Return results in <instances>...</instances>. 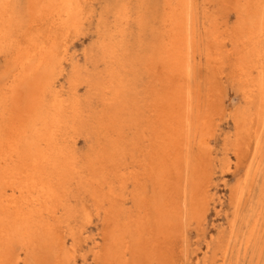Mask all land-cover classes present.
Wrapping results in <instances>:
<instances>
[{
	"label": "rangeland",
	"instance_id": "rangeland-1",
	"mask_svg": "<svg viewBox=\"0 0 264 264\" xmlns=\"http://www.w3.org/2000/svg\"><path fill=\"white\" fill-rule=\"evenodd\" d=\"M191 1L192 2L190 3L191 4L190 7H191V14L193 13L192 17L199 16L198 18L196 17L199 20L194 19V21H197L195 22L196 37L198 40L202 38L199 40V43L200 41L201 43L198 46L199 47L198 50L200 51V49H202L203 51H200L201 53H198L197 51L198 53L196 55L197 58H195V60L193 61V64H195L196 62L195 65L197 67L193 65L192 75L189 77L191 82H189V79H188V84H189L188 87L190 88L191 92L195 96L194 104L196 105L199 103V105L201 106V107L199 106L200 111H201L200 115H209V118H210L209 129L207 130V132L204 135H202L203 136L202 137L201 135H199V129H198V134L197 136L195 135L196 138L194 137V140L191 141V144L189 147L190 152H191L190 153L191 158L189 159L188 164L192 165L194 161L196 162V160H199V156L201 157L202 164H204V165L201 164V167L203 166L201 168L202 173H203L202 178L204 179L201 180L202 184L200 185V188H199L200 199L197 202V213L193 216L192 212L190 213L189 211L190 209L189 195H190L191 189L189 188L190 186L189 187L187 186L188 188L186 187L185 189L187 197L185 196L184 193H182L179 199H177L178 202H176V204L178 203V205H176V207H178L177 209L178 214L177 215L173 214L174 216L173 215L168 216L169 217L168 220L171 221V224L174 223L176 225L177 222L180 221L179 223L182 225L181 227L182 230L180 231L181 225L179 223L176 226L177 228L175 227V225H172V228L169 229L167 233L169 235H172V239L170 238L171 236L167 235L169 236L170 239L165 238L164 241L160 240L159 243L157 242L158 236L156 235V233H158V229L156 227H154L153 229H150L149 231L145 230V231H148L145 234L146 235L145 238L148 237L147 238L148 243H153L156 241V243L153 244L154 248L153 247L149 248L145 253L142 252L143 254L139 252L137 253L138 255L134 257L131 254H129L130 252H127L122 258V262L120 264H165V262L166 264L167 263L170 264V262L171 264L173 263L174 264H182V263L187 264L189 261L190 263L188 264H206V263L207 264H220V262L221 264H238L239 260H240L239 264L240 263L241 264H264V241H263L264 231L262 230L264 227V191H263L264 190V169H263L264 167V159H263L264 158V148H263L264 146L263 145L264 144V138H263L264 137V131H263L264 130V107L262 108L260 118L256 122V125H255L256 130L253 129L252 126L249 127L247 123L244 124V122L243 124L245 125L246 128H243L244 130L240 128L241 119H243L245 115H247V119L251 117L254 118L255 110H257L258 108L257 103L254 100L257 95L255 96V93L249 91V85H250L251 79H254L255 76L257 75L256 73L257 70L259 68L261 70L262 69L264 70V66H263L264 65V50H263L264 49V33L258 40L259 46L257 45L260 52L262 53L261 63L258 62V65H257L258 69L257 68L253 69L254 72L252 71L251 73L252 75L250 74L249 76L243 77L242 75L239 74V70L237 66L239 65V61H237L239 60L238 59L239 56H236L238 55L237 51L241 50L240 44L236 41L237 39L241 37V32H240V35L236 34V36L231 34L233 30L236 31V27L238 25V22L240 21L239 15H237L232 10V7H230L231 6L230 3L226 1L224 2V0H191ZM262 1L263 0L259 1L258 2L259 4H256L254 1L251 7L259 6L261 8L260 11H262V13L264 14V1L263 2ZM45 2H49V0H40L35 5H31V0H8V6H9L10 11L13 13V21H14L13 27L11 28V35L13 36V41L11 42V44L5 45L2 49H0V63H1L0 65V88H1L0 92L6 95L5 92H7L6 90H8V87L12 83V75H13L12 72L15 69L14 57L16 55L17 50L26 43V40L31 33L34 34L38 30H40L39 33H41V36L44 35L42 37H45V33H47L46 32L47 30L44 28H47V29L49 28L48 31L50 30V32L47 34L56 35L57 39L59 38L58 41L60 42H58V44L60 45H57L58 50H56V54H55L57 55L55 56V58L57 57V59H55L56 61L54 60V63H53L54 65L51 67L53 70L50 68L51 69L49 70L50 73H48L50 74V76L52 74L54 76L52 75L50 78L52 82H51V89L49 91V94L47 95V99H50L54 95H58L59 97L61 96L63 99L65 98L64 100H66L67 104L71 102L70 106L74 102H76L77 105L80 106L79 109L77 106L78 115H76L74 119H70V118L67 119V125L65 127V130L67 131H65V134L62 140L67 146V148L69 149V151L74 155L77 165L80 171H82V176L88 177L93 172L90 167L91 161L94 160L96 156L101 154L105 149L107 150L109 148V144H110L109 142H110V139H112V134H113L111 132V129H112L111 127L118 128L121 131L122 139L120 140L118 151H115L116 150L115 148H113L114 150L113 149L110 150V151L113 150L116 154L117 153L121 154V156L120 155L116 156L115 163L113 166L114 170H111V176H108V181H111L114 184L113 185L114 190H116L115 193L117 194L121 193V195L123 196L122 200L117 199V208H121L123 212H126L130 215H136L138 210L140 209L138 208L139 206L137 207L136 205L141 204V202L139 201V198L144 197L148 201L153 200V202H155L157 201V197H158V193L156 189L157 186L154 184L155 179L150 178V180H147L143 178V175H141L144 169L143 167L144 160L147 157V152H149V150L152 147L151 146L152 139L150 138V132H148L146 129L145 130L143 129L145 128L144 126L147 125V121H149V119L152 118V112H149L147 106L150 105L155 95L163 93L164 90L166 89V85L161 80L160 73H158L161 69V65L159 62L156 63L154 61L159 58V52H160L159 50L162 49L161 45L166 43L171 33L170 25L164 18L167 17V15L165 16V14H168V11H166V10H169L168 3L169 2L172 3L174 2V0H158V2L157 0H154V1L153 0H89L88 2L87 0L85 1L80 0L79 1L80 6L82 7L85 6L83 8L80 7L81 10L83 9L82 11L84 12L85 9H87V11H85L87 13L85 12L79 13V16H80V17L78 16V18L80 19L79 27L70 28L71 32H68L70 30L68 29V30L56 31L55 33L52 32L53 31L52 25H50L52 22L51 20H53L52 17L50 16L49 18V16H46L48 18L44 19V17L38 16L39 7H41V5L44 4ZM82 2L85 5L84 4L81 5ZM2 3H3V0H0V5H1L0 9H2ZM94 4L96 6H94ZM154 5L158 7L156 8ZM202 6L204 9H202ZM209 11L211 15L208 13ZM153 12L154 14L155 13L157 14L154 15ZM195 13L196 15L194 16ZM197 13H200V14L198 15ZM203 13L205 14L203 15ZM206 13L208 14L206 15ZM152 14L154 16H152ZM212 14L214 18L208 16V15L212 16ZM215 14L218 19L214 16ZM244 17L246 18V21H250L251 17L252 19H254V22L259 20L257 18L259 16L247 15ZM215 18L217 21H215ZM39 20L41 22H39ZM200 21H202V23ZM48 22L50 23L48 24ZM214 22L216 23L218 22L220 25L221 34H219L220 35L219 40L223 38L222 41H220V45L222 49V54H221L222 58H221V61H218L215 63L212 60L210 61L209 56L207 55V53H205L206 50H204V47L206 49V45L204 44L205 43L204 40L206 38V35H205L206 33L203 34L205 32V28L208 27L209 23L211 24ZM38 23L40 25H37ZM154 23H156L155 25L157 29L156 27L154 28ZM39 26L42 27V29ZM200 27L201 28L203 27V28L201 29ZM32 28L37 29V30L35 31ZM166 28L169 29L170 31L166 30ZM154 30L155 31L157 30V31L154 32ZM144 31H147V32L145 33ZM151 33L153 36L151 35ZM200 34L202 37H200ZM64 35L66 37H64ZM203 36L205 38H203ZM69 39L70 40L72 39V40L69 41ZM62 40H64L65 44ZM150 40L153 42H151ZM152 44L154 48L152 47ZM68 51L69 52L72 51V52L68 53ZM58 55L60 56L58 57ZM206 55L207 57H205ZM70 56H71V60L69 58ZM72 56L73 57L75 56V57L73 58ZM251 60L254 61L255 58L253 57V58L247 59V61H250V63H252ZM74 62L76 63L74 64ZM71 67L73 69H71ZM198 67H200V69H198ZM110 68L112 69L109 70ZM157 68L159 70H157ZM58 71H59L58 75L54 74V72L57 73ZM207 71L210 73H207ZM218 71H221V72H218ZM200 72L202 75L200 74ZM59 75H62V76H59ZM3 76H6V77H3ZM76 76H77V79H76ZM67 77H69L70 80ZM156 77H158V79ZM205 77H208V78H205ZM209 77L211 79H209ZM214 78H217L218 80ZM53 79H55V81ZM69 81L70 83L72 82V84L68 83ZM110 83H111V86H110ZM69 84L71 85V87ZM166 84L168 85V83ZM118 86L120 87L122 86L120 89V97L115 98V101H113V99L111 98L113 97L114 90H116ZM70 91H71V94H70ZM65 92H67L66 93L67 96L70 95L69 98L66 97ZM3 94L0 93V97L2 96L0 98L1 99L0 107L2 106L4 107L5 105V102H4L5 95ZM75 95L79 98H76ZM108 95L109 96L112 95V96L109 97ZM250 98H253V101H251ZM107 99L108 100L111 99L109 104H107ZM6 107L8 108V105ZM45 108L46 107H43V110H46ZM113 108H118L117 111L119 110V112H117L116 122H114L115 124H113L110 118H108ZM7 117L8 116L4 117V120ZM107 127H109L110 129ZM106 128H107V131H109L108 133L106 132ZM72 131H75V132H72ZM143 132L146 133V135H148L147 140H144V142L141 144L140 147H134L133 145H131V143L135 140L136 142L137 140L140 141V135ZM199 141H200V144H199ZM220 142L222 143V145ZM206 144L207 145L209 144V145L207 146ZM223 147L228 148V150L225 148L224 150ZM198 149H201V150H198ZM236 149H238L237 152H236ZM253 149L256 153L253 151ZM222 151L223 152L228 151V152L223 153ZM261 151H262V155L261 153H259ZM257 153H259V155ZM259 157L261 159H259ZM248 159L250 161H248ZM216 160H219V161H216ZM254 166H258V167L260 166V167L258 169V167H254ZM132 172L137 174V177L140 178L139 182H135L134 180H128L126 181L127 182L126 185L121 186L119 182L120 176L114 177L116 173L118 175L122 174L123 176H127V175H130ZM246 181H248L249 183ZM238 183H239V186H237ZM83 186L84 184L81 183V181H75L70 185L69 191H68V197L65 202V208L63 210H60L58 213V216L62 217V220H63L62 221L60 219L61 228L59 229V234H60L59 236H62L59 240L61 241L62 239V241L61 242L52 241L53 242L52 243L51 240L50 241L48 240L46 243L45 242L41 243V242H38L37 240L34 243V245L30 247H23L21 244L17 243V247L16 246L12 247L13 249L12 251H14V253L16 251L15 253L16 255H13L12 257V259L15 260V264H26L27 262L26 260H28L27 264H36V263L37 264H46V263L47 264H50V263L66 264L67 261H68L67 264H100V263L104 264L103 259L100 257V255L105 250L104 246L106 245V243L103 240H101L103 232L105 231L104 230L105 229L104 213H103L104 208H97L99 205L96 204L94 198H92L90 195L88 196V193L84 190ZM255 187H257V190ZM246 188L248 190H246ZM236 189L239 191L238 194H234ZM245 190H246V194H245ZM242 201L244 204L242 203ZM254 201L256 204L258 203L257 204L258 206L256 205L255 207ZM250 202L253 204L252 206ZM80 204L82 206H80ZM103 205L106 206L108 204L103 203ZM185 210L188 213H190V215ZM256 210H258V212ZM86 211H87V214H86ZM67 212L69 213L68 215H67ZM238 213L241 214V216ZM258 215H259V219L257 217ZM199 217H200V220H199ZM236 217L239 218V220ZM242 217L244 218V223H243ZM86 220L88 222H86ZM102 220H103V223H102ZM83 225H85L86 227ZM230 226L232 227V229L230 228ZM236 227L237 229H235ZM257 227L259 228V230ZM85 229H87L88 231ZM230 229L233 230V232ZM184 230L186 231L184 232ZM132 231L134 230L131 229L130 232ZM251 232H252V235H251ZM183 234L187 236L183 237ZM233 234L237 236H234ZM150 235L151 236L156 235L157 237L156 236L151 237ZM230 237L231 239H229ZM71 239H75V242ZM149 241H152V242H149ZM224 243H226V245ZM75 244L77 246H75ZM223 244L225 245V247ZM47 245L50 250L48 248L46 249ZM168 245H170V247L174 246L171 250L173 251V254L172 256H170L172 259L167 257L169 256V254L172 253L168 249L169 248ZM60 246L62 248H60ZM227 246L229 248H226ZM260 247H263V248H260ZM41 248H44L45 250L43 249L40 250ZM117 248L115 247L113 250L117 252L119 250V249L116 250ZM77 250L79 251V253ZM99 250H101V254ZM158 250L159 252H162L163 254L159 253ZM39 251H41V253ZM97 252L99 256L95 254ZM167 252H169V254ZM230 252H232V255ZM38 253H40L41 255H39ZM42 253L44 256H42ZM47 254L53 257V258L50 257L52 258L51 259L52 261L50 263L48 261L50 258H48L49 256H47ZM146 254L148 257L146 256ZM261 255H262V259H261ZM25 256H27L28 259H25L26 258ZM39 256L43 257L44 259L47 256L48 259L46 258L47 260L46 259L44 260L43 258H39ZM162 256H165L166 258H168V260H165L164 258H162ZM215 257L216 258L218 257L217 258L218 260ZM242 257L244 258L242 259ZM36 258L38 259V261L35 263ZM66 258L68 260L66 262L63 261ZM93 258L95 259V261ZM114 258L115 257H113V259ZM161 259H163V261ZM29 260L31 263L29 262Z\"/></svg>",
	"mask_w": 264,
	"mask_h": 264
},
{
	"label": "bare ground",
	"instance_id": "bare-ground-1",
	"mask_svg": "<svg viewBox=\"0 0 264 264\" xmlns=\"http://www.w3.org/2000/svg\"><path fill=\"white\" fill-rule=\"evenodd\" d=\"M39 1L40 0H31V5H35ZM79 1L80 0H49V2H45L44 4L41 5V7H39L38 16L44 17V19L48 18L46 16H49V18H50V16L52 17L53 20H51L52 22L50 25H52V30H53L52 32L53 33H55L56 31H61V30H68L72 27L77 28L80 25L79 24L80 19L78 18L79 13L83 12L82 11L83 9L81 10V8H80L82 6H80ZM88 1L89 0H87V2ZM225 1L230 3V5H231L230 7H232V10L237 15H239V17H240V21L238 22V25L236 27V31L233 30V32L231 34L236 36V34L240 35V32H241V37L236 40L240 44V48H241L240 51H237L238 55H236V56H239V58H238L239 60H237V61H239V65H237V66H238L239 74L242 75L243 77H246L252 73L253 69L257 68L258 62L261 63V60H262L261 59L262 53L260 52L257 45H258L259 38L264 33V14L262 13V11H260L261 8L259 6L251 7V5L254 1L256 4H259L258 2L261 0H224V2ZM157 2H158V0H157ZM191 2H192L191 0H174V2L168 3L169 4V10H166V11H168V14H165V16L167 15V17H165L164 19H166V21L169 23L171 33H170V35L167 34V35H169V37H168L169 39L166 41V43L161 45L162 49L159 48V49H161V50H159L160 51L159 52V58L154 61L156 63L159 62L161 65V69L158 73H160L161 80L166 85V89L164 90L163 93L155 95L152 102L150 103V105L147 106L149 112H152V118L149 119V121H147V125L144 126L145 128L143 130L146 129L148 132H150V138L152 139V143H151L152 147L149 150V152H147V157L144 160V166H143L144 169H143V172L141 174V175H143L144 179H147V180H150V178L155 179L154 184L157 186V187L156 186L155 187L157 189L158 197H157V201H155V202H153V200L148 201L144 197L139 198V201L141 202V204L136 205L137 207L139 206L138 208H140L136 215H130L126 212H123L121 208H117V199L122 200L123 196L121 195V193L120 194L115 193L116 190H114V186H113L114 184L111 181H108V176H111V170H114L113 166L115 163L116 156H118V155L121 156V154H118V153L116 154L113 151L114 150L113 148L116 149L115 151H118V148L120 145V140L122 139L121 131L118 128L111 127L112 128L111 132L113 134H112V139H110V142H109L110 143L109 148L107 150L105 149L101 154L97 155L96 158L91 161L90 167H91L93 172L88 177L82 176V171H80V169L77 165V162L74 158V155L69 151V149L67 148V146L65 145V143L62 140V138L65 134V131H67V130H65V127L67 125V119L68 118L74 119L75 116L78 115L77 114L78 113L77 106H78V109L80 106L77 105L76 102L72 103L70 106L71 102L69 104H67L66 100H64L65 98L63 99L61 96L59 97L58 95H54L50 99H47V95L49 94V91L51 89V82L52 81L50 78L53 75L52 74L50 76V74H48V73H50L49 70H51L52 69L51 67L54 65L53 64L54 60L57 59V57L55 58V56H57L55 54H56V50H58L57 45H60V44H58V42H60V41H58L59 38L57 39L56 35H54V34L48 35L47 33L50 32V30L48 31L49 28L48 29L44 28L47 30V31L45 30L47 32V33H45V37H42L44 35L41 36V33H39L40 30H38L34 34L31 33L29 35V37L27 38L26 43L17 50L16 55L14 57L15 69L12 72L13 73L12 83L9 87L6 86V87H8V90L5 89L7 91V92H5L6 95L3 94L2 92H0L1 94L5 95V97H4L5 101L4 102H5L6 106L8 105V108L4 104H3L4 107L3 106L0 107V264H13V263L15 264V260L12 259V257H13V255H16L15 254L16 251L14 253V251H12L13 250L12 247L13 246L17 247V243L21 244L23 247H30V246L34 245V243L37 240H38V242H41V243H44V242L46 243L48 240L49 241L51 240V242L52 241H54V242L60 241L59 239L62 236H59L60 235L59 229L61 228L60 222L62 220V217H59L58 213L60 210H63L65 208V202H66V199L68 197L69 187L75 181H81V183L84 184L83 187H84V190L88 193V196L90 195L92 198H94L96 204L99 205L97 208H104L103 213H104L105 229L104 228L103 229L105 231L103 232L101 240H103L106 243V245L104 246L105 250L103 251L102 254H101V250H99V252L101 254L100 257L103 259L104 264H120L122 262V258L124 257V255L127 252H130L129 254H131L134 257V256L138 255L137 253H139V252H141V254H143L149 248H151V247L154 248L153 244L156 243V241L153 243H148V240H147L148 237L145 238L146 232H148L150 229H153L154 227H156L158 229V233H156V235L158 236V238H157L158 243L160 242V240L164 241L165 238L166 239L169 238V236H171L170 238L172 239V235H169L167 233H168V230L172 228V225H175V224L174 223L171 224V221L168 220V218H169L168 216L173 215V214L174 215L178 214V211H177L178 207H176V205H178V203L176 204V202H178L177 199H179V197H180V195H182V193H184L186 196L185 189L187 186L188 187L190 186L189 188L191 189V192L189 195V205H190L189 211H190V213L192 212L193 216L197 213V202L200 199L199 188H200V185L202 184L201 180L204 179V178H202L203 173H202V169H201L203 166L201 167L202 160H201L200 156H199V160H196V162L193 160L194 163L192 165L188 164V161L191 158V156H190L191 152H190L189 147H190L191 141L194 140V137L196 138V136L198 134V129H199V135H201V136L207 132V130L209 129L210 118H209V115H200L201 114V111H200L201 106L199 105V103L196 105L194 104V97L195 96L191 92L190 88L188 87V85H189L188 79L192 75L193 65L196 66L195 65L196 62H195V64H193V61L195 60V58H197L196 55L198 53H201L200 51H203L202 49H200V51L198 50V48H199L198 46L201 43V41L199 43V40L202 38H200L198 40L196 37L195 22H197V21H194V19L199 20V19H197L199 16H196L197 18L192 17L193 13L191 14V7H190ZM165 3H166V1H165ZM203 3H204V1H203ZM255 3H254V5H255ZM83 4L84 3L82 2L81 5H83ZM86 5H88V4H86ZM94 6H96V5L94 4ZM0 7H1V5H0ZM83 7H85V6H83ZM204 7H206V6H204ZM153 9H155V8H153ZM202 9H204L203 6H202ZM85 11H87V9H85ZM200 12H202V11H200ZM85 13H87V12H85ZM163 13H164V11H163ZM208 13L210 14V11ZM208 13H206V15ZM153 14H154V12H153ZM153 14H152V16H154L157 13H155L154 15ZM197 14L199 15L200 13H197ZM204 14L205 13H203V15ZM195 15H196V13L194 14V16ZM210 15H208V16L213 17V14H212V16H210ZM247 15L259 16V17H257L259 20L254 22V19H252V17H251L250 21H246V18L244 16H247ZM202 16H200V17H202ZM214 16L216 17V14ZM216 18H215V21H217ZM154 20H155V18H154ZM212 20H211V22H212ZM13 22H14L13 21V13L9 9L8 0H3L2 9H0V49H2L5 45L11 44V42L13 41V36L11 35V28L13 27ZM39 22H41V21L39 20ZM156 22H157V20H156ZM200 22L202 23V21H200ZM218 22L217 23L214 22L211 24L209 23L208 27L205 28V32L203 33V34L206 33L205 34L206 38L204 37L205 35L203 36V38H205L204 44L206 45V49L204 47V50H206L205 53H207V55L209 56L210 61L212 60V61H214V63L221 61V58H222L221 57L222 49H221L220 41H222L223 38L221 40H219L220 39L219 34H221V31H220V25ZM49 23L50 22H48V24ZM155 24L156 23H154V28L156 27ZM197 24H199V23H197ZM37 25H40V24L38 23ZM40 28L42 29V27H40ZM32 29L35 31L37 30L34 28H32ZM150 29H152V28H150ZM156 29H157V27H156ZM166 30H169V29L166 28ZM197 30H198V28H197ZM156 31L154 30V32H156ZM68 32H71V29ZM144 32L146 33L147 31H144ZM46 34H47V36H46ZM201 34H200V37H202ZM151 35H152V33H151ZM64 37H66V36L64 35ZM71 40L69 39V41H71ZM62 41L64 42V40H62ZM151 42H153V41H151ZM64 44H65V42H64ZM152 47L154 48L153 44H152ZM226 47H227V45H226ZM197 51H198V53H197ZM70 52H72V51H70ZM70 52L68 51V53H70ZM152 53H154V52H152ZM207 55L205 57H207ZM59 56L60 55H58V57ZM251 56H253L255 58L254 61L251 60L252 63H250V61H247V59L253 58ZM69 58L71 60V56ZM67 59H68V57H67ZM207 61H209V60H207ZM75 63L76 62H74V64ZM0 65H1V63H0ZM54 67H56V66H54ZM74 67H75V65H74ZM205 68H206V66H205ZM71 69H73V68L71 67ZM111 69L112 68H110L109 70H111ZM198 69H200V67H198ZM198 69H197V71H198ZM10 70H12V69H10ZM55 70H56V68H55ZM157 70H159V69L157 68ZM212 70H214V69H212ZM258 71H259V73H258ZM218 72H221V71H218ZM207 73H210V72L207 71ZM256 73H257V75L254 74V75H256L255 78L251 79V82L249 85V91L255 93V96L257 95L256 97L254 96L255 97L254 100L256 101L258 108H257V110H255V117L254 118L251 117V118L247 119V115H245V117H243L244 120L241 119V122H240L241 127L240 128L242 130H244L243 128H246L244 125L245 123H247L249 127L252 126V128L256 130V128H255L256 122L260 118L262 108L264 107V70L263 69L261 70L259 68ZM54 74L58 75L59 71L57 73L54 72ZM154 74H155V72H154ZM200 74H201V72H200ZM221 74H223V73H221ZM57 75H56V77H57ZM6 76H7V74H6ZM6 76H3V77H6ZM59 76H62V75H59ZM158 77H156V78L158 79ZM210 77H209V79H211ZM67 78H69V77H67ZM205 78H208V77H205ZM205 78H203V79H205ZM76 79H77V76H76ZM214 79H217V78H214ZM53 80L55 81V79H53ZM69 80H70V78H69ZM198 80H199V78H198ZM189 82H191L190 79H189ZM68 83H70V81ZM166 83H168V85ZM218 83H219V81H218ZM70 84H72V82ZM115 84H116V82H115ZM110 86H111V83H110ZM70 87H71V85H70ZM121 87L118 86L117 89L114 90L113 97L111 98V99H113V101H115V98L120 97ZM107 89H108V87H107ZM107 89H105V90H107ZM200 90H201V88H200ZM203 90H204V88H203ZM66 93L67 92H65V95H66ZM70 94H71V91H70ZM69 96L66 95V97H68V98H69ZM110 96H112V95H110ZM76 98H79V97L76 96ZM46 99L48 102L46 101ZM111 99L110 100L107 99V104H109ZM250 99H251V101H253V98H250ZM0 101H1V99H0ZM208 105H209V103H208ZM128 106H130V105H128ZM43 107H46L45 108L46 110H43ZM117 109L118 108H113L111 113L109 114V117H108V118H110V120L113 124H115L114 122H116L117 112H119V110L117 111ZM244 111H246V110H244ZM6 116H8V117L4 120V117H6ZM239 121H240V119H239ZM243 122H244V124H243ZM122 127H123V125H122ZM107 128H109V127H107ZM107 128H106V132L108 133L109 131H107ZM127 130H128V128H127ZM130 131H131V129H130ZM238 131H239V129H238ZM72 132H75V131H72ZM147 138H148V135H146V133L143 132L140 135V141L137 140V142H136V140H135L131 143V145H133L134 147H140L141 144L144 142V140H147ZM151 139H150V141H151ZM197 139H198V137H197ZM259 139H261V138H259ZM199 144H200V141H199ZM206 145H205V147H206ZM221 145H222V143H221ZM254 145H256V144H254ZM251 146H252V144H251ZM195 148H196V146H195ZM224 148L225 147H223V149ZM263 148H264V146H263ZM111 149H113V150L110 151ZM225 149L228 150V148H225ZM198 150H201V149H198ZM237 151H238V149H236V152ZM253 151H254V149H253ZM225 152H228V151H225ZM225 152H223V153H225ZM250 153H251V151H250ZM259 153H261V155H262V151ZM259 153H257V154L259 155ZM207 156H208V154H207ZM259 159H261V158L259 157ZM227 160H228V158H227ZM257 160H258V158H257ZM216 161H219V160H216ZM248 161H250V160L248 159ZM227 162H229V161H227ZM258 164H259V162H258ZM202 165H204V164H202ZM254 167H258V166H254ZM259 167H258V169H259ZM263 169H264V167H263ZM214 170H216V169H214ZM247 170H248V168H247ZM246 173H245V175H246ZM251 173H253V172H251ZM205 175H206V173H205ZM117 176H120L119 182H120L121 186L126 185L127 184L126 181H128V180H134L135 182H139V180H140V178H138L137 174H135L134 172H132L130 175H127V176H123L122 174L118 175L116 173V175H114V177H117ZM239 179H241V178H239ZM261 181H263V180H261ZM246 182H248V181H246ZM154 184H153V186H154ZM237 186H239V183ZM260 186H261V184H260ZM257 187H255L256 190H257ZM248 188H249V186H248ZM145 189H146V187H145ZM246 190H248V189L246 188ZM246 190H245V194H246ZM238 193H239V191L236 189L234 194H238ZM187 194H189V193H187ZM215 195H216V193H215ZM258 195H259V193H258ZM228 197H229V195H228ZM257 202H259V201H257ZM103 203H105V204L107 203L108 205L104 206ZM212 203H213V201H212ZM242 203H243V201H242ZM254 203H255V201H254ZM257 204L255 203V207ZM235 205H236V203H235ZM252 205L253 204L251 203V206ZM80 206H82V205L80 204ZM81 208H83V207H81ZM83 209H85V208H83ZM250 209H251V207H250ZM256 211L258 212V210H256ZM190 213H188V214L190 215ZM230 213H231V211H230ZM68 214L69 213L67 212V215ZM86 214H87V211H86ZM246 214H247V212H246ZM239 215L241 216V214H239ZM186 216H187V214H186ZM242 216H243V214H242ZM177 217H179V216H177ZM229 217H231V216H229ZM229 217H228V219H229ZM257 217L259 219V215ZM237 219L239 220V218H237ZM87 220H89V219H87ZM87 220H86V222H88ZM197 220H196V222H197ZM199 220H200V217H199ZM83 221H84V219H83ZM179 222H177L175 227L178 225ZM187 222H188V220H187ZM228 222H229V220H228ZM102 223H103V220H102ZM243 223H244V218H243ZM83 226H85V225H83ZM181 227H182V225L180 226V228ZM230 228L232 229L231 226H230ZM131 229H133L134 231L130 232ZM235 229H237V227ZM85 230H87V229H85ZM145 230H148V231H145ZM181 230H182V228L180 229V231ZM258 230H259V228H258ZM262 230L264 231V227ZM185 231L186 230H184V232ZM231 231L233 232V230H231ZM83 233H84V231H83ZM176 234H177V232H176ZM62 235H63V233H62ZM167 235H169V236H167ZM251 235H252V232H251ZM153 236H151V237H153ZM184 236H187V235L183 234V237ZM234 236H237V235H234ZM73 238H74V236H73ZM77 238H79V237H77ZM260 238H261V236H260ZM229 239H231V237ZM232 239H234V238H232ZM71 240H73L75 242V239H71ZM149 240H151V239H149ZM244 240H245V238H244ZM61 241H62V239H61ZM149 242H152V241H149ZM62 243H64V242H62ZM224 244L226 245V243H224ZM48 245H47L46 249L48 248ZM216 245H218V244H216ZM223 245H221V246H223ZM225 245H224V247H225ZM75 246H77V245L75 244ZM168 246H169L168 249L172 253L169 254V252H167L169 254V256H167V257L171 258L170 256H172V254H173V251H171V250L174 246L173 247H170V245H168ZM230 246H231V244H230ZM258 246H259V244H258ZM16 247H14V248H16ZM115 247L116 248L118 247L116 250L119 249L117 252H115L113 250ZM216 247H215V249H216ZM235 247H236V245H235ZM50 248H51V246H50ZM60 248H62V247L60 246ZM226 248H229V247L227 246ZM260 248H263V247H260ZM42 249L45 250L44 248H41L40 250H42ZM65 249H64V251H65ZM160 249H161V247H160ZM231 249H233V248H231ZM97 251H98V249H97ZM39 252L41 253V251H39ZM46 252H48V251H46ZM158 252H159V250H158ZM239 252H240V250H239ZM248 252H249V250H248ZM34 253H35V251H34ZM40 253H38V254L41 255ZM78 253H79V251H78ZM92 253H94V252H92ZM159 253H162V252H159ZM219 253H221V252H219ZM230 253L232 255V252H230ZM95 254L98 255V252ZM254 254H255V252H254ZM258 254H260V253H258ZM42 256H44L43 253H42ZM47 256H49L48 258L52 257L49 254H47ZM47 256L45 257V259L47 258ZM146 256H147V254H146ZM25 257H26L25 259H28L27 256H25ZM75 257H77V256H75ZM113 257H115V258L113 259ZM39 258H43V257L39 256ZM52 258H50L48 260L49 263L52 261L51 260ZM67 258L63 261L66 262L68 260ZM162 258H164L165 260H168V258H166L165 256H162ZM190 258H192V257H190ZM190 258H189V260H190ZM236 258H238V257H236ZM243 258L244 257H242V259ZM261 259H262V255H261ZM57 260H58V258H57ZM161 260L163 261V259H161ZM257 260H258V258H257ZM26 261H27L26 262V264H27L28 260H26ZM37 261H38V259L36 258L35 263ZM60 261H61V259H60ZM94 261H95V259H94ZM29 262H30V260H29ZM239 262H240V260H239ZM239 262H238V264H239ZM67 263H68V261L66 262V264ZM188 263H190V261ZM50 264H52V263H50ZM165 264H166V262H165ZM170 264H171V262H170ZM220 264H221V262H220Z\"/></svg>",
	"mask_w": 264,
	"mask_h": 264
}]
</instances>
